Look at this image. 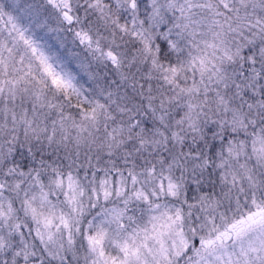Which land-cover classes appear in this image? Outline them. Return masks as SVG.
I'll return each mask as SVG.
<instances>
[{"label": "snow or ice", "instance_id": "6c2138e0", "mask_svg": "<svg viewBox=\"0 0 264 264\" xmlns=\"http://www.w3.org/2000/svg\"><path fill=\"white\" fill-rule=\"evenodd\" d=\"M0 264H264V0H0Z\"/></svg>", "mask_w": 264, "mask_h": 264}, {"label": "rangeland", "instance_id": "374dc122", "mask_svg": "<svg viewBox=\"0 0 264 264\" xmlns=\"http://www.w3.org/2000/svg\"><path fill=\"white\" fill-rule=\"evenodd\" d=\"M53 26H55V25H53ZM39 35L43 36L44 40L47 41L48 44L52 45L54 49H59L65 55H68L69 53H80L81 56L83 55V53L81 51V46H78L77 44H73L72 37L70 35L62 37V39H64V42L66 45V48H64V49L59 48L56 33H48L45 36L44 32L42 31L39 33ZM72 67H73V69H75V62H73ZM83 79H86V77H83Z\"/></svg>", "mask_w": 264, "mask_h": 264}]
</instances>
